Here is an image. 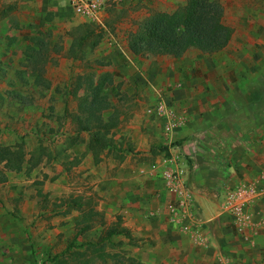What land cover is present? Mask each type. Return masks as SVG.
<instances>
[{
    "label": "crops",
    "instance_id": "0c3cea01",
    "mask_svg": "<svg viewBox=\"0 0 264 264\" xmlns=\"http://www.w3.org/2000/svg\"><path fill=\"white\" fill-rule=\"evenodd\" d=\"M111 1L139 7L151 0ZM111 1L99 23L103 24ZM159 1L175 6L184 5L185 0ZM254 1L255 9L246 0H233L232 6L237 21L259 24L255 34L259 39L264 34V0ZM47 2L58 15H64L65 5L72 12L69 0ZM230 44L210 55L197 50L195 59L188 58L191 50L179 59L167 56L177 61L171 65H158L153 59L166 56L134 55L128 42L111 41L104 46V57L126 75L121 81L132 82L143 96L147 93L149 104L155 96L144 90L142 81H148L152 91H168L169 102L183 119L168 135L160 120L138 109L147 100L126 97L129 110L120 118L112 114L118 120L112 132L115 154L101 162L89 151L80 158L79 174L72 182L80 195L98 202L96 208L81 207L79 214L98 213L95 217L100 216L108 228L120 218L130 237L119 236L137 243L132 255L140 264H264V231L250 242L241 240L221 207L226 192L240 183L264 181V62L253 57L254 49L261 54L263 47ZM173 140L177 145L171 144ZM175 152L193 199L192 214L179 223L170 221L167 203L175 195L167 191L165 166L158 165Z\"/></svg>",
    "mask_w": 264,
    "mask_h": 264
},
{
    "label": "rangeland",
    "instance_id": "374dc122",
    "mask_svg": "<svg viewBox=\"0 0 264 264\" xmlns=\"http://www.w3.org/2000/svg\"><path fill=\"white\" fill-rule=\"evenodd\" d=\"M219 1L225 9V23L233 28L231 47H263L261 54L255 48L253 57L264 62V34L259 39L255 36L259 24L237 21L233 0ZM246 1L255 9L254 0ZM166 4L151 0L132 7L111 1L103 24H84L66 5L64 15H58L47 0H0V146L15 149L21 145L25 153L20 171H11L0 162V264H83L91 257L92 245L101 240L108 223L102 225L100 217H95L92 222L84 220L81 227L91 226L84 231L75 225L82 215L72 206L73 199L79 200L82 210L96 208L98 203L80 195L78 186L72 184L79 174V162L89 152V135H77L73 121L79 113L78 98L84 94L83 89L76 94V81L89 75L102 85L110 102L107 114L120 118L129 110L126 97L144 98L146 106L138 109L147 111L154 104L148 103L149 95L143 96L132 82L121 81L126 75L116 62L104 57V46L111 41L127 44L129 33L146 13L172 12L183 6ZM81 26L85 29L80 30ZM92 30L102 35L98 46H79L76 39L85 32L91 35ZM40 39L49 41L50 51L44 75L36 81L29 56L40 48ZM197 57L198 51L191 49L188 58ZM153 59L158 65L177 62L167 56ZM142 84L154 94V102L157 92H163L152 91L148 81ZM115 148L113 138L112 147L98 154V160L111 159ZM136 247L132 238L114 236L101 243L107 255L93 264H140L132 255Z\"/></svg>",
    "mask_w": 264,
    "mask_h": 264
},
{
    "label": "trees",
    "instance_id": "16d2710c",
    "mask_svg": "<svg viewBox=\"0 0 264 264\" xmlns=\"http://www.w3.org/2000/svg\"><path fill=\"white\" fill-rule=\"evenodd\" d=\"M225 9L219 0H186L183 6L172 12L155 11L145 17L138 27L129 33L127 38L129 50L139 57L170 56L175 59L183 57L189 50L195 49L203 54H214L227 48L233 36V28L224 21ZM84 30V26L79 28ZM78 29V30H79ZM90 29L89 27L86 30ZM79 30V31H80ZM76 41L79 46L87 45L90 48L98 46L102 35L92 30ZM82 32V31H81ZM80 33V32H79ZM39 49L29 56L36 81L43 77L45 65L48 61L50 43L39 40ZM41 64V66H38ZM76 94L79 89L84 90L80 101L79 113L74 116L76 134L83 132L89 135L87 148L98 160V154L110 149L113 145V130L118 126L117 117L112 114L106 117L110 109V102L103 93L102 85L96 83L92 76L79 77L76 81ZM25 153L21 145L15 149L0 146V162L11 171H20L25 162ZM72 206L81 209L79 200L73 199ZM98 213L87 212L77 221L79 231L91 227H81L84 220L92 222ZM100 217V216H99ZM100 224H104L100 220ZM102 238L92 245V255L83 264H93L96 258L107 255L101 250V243L109 241L114 236L130 237L127 229L122 228L121 220L102 231ZM133 262V260H131Z\"/></svg>",
    "mask_w": 264,
    "mask_h": 264
},
{
    "label": "built area",
    "instance_id": "2783aa9c",
    "mask_svg": "<svg viewBox=\"0 0 264 264\" xmlns=\"http://www.w3.org/2000/svg\"><path fill=\"white\" fill-rule=\"evenodd\" d=\"M111 0H69V6L77 17L89 22H101V12ZM150 117L163 123L168 135L183 122L169 102L167 92H157L153 105L147 109ZM158 164L165 166V184L167 191L175 195L167 203L171 222H181L190 217L193 211V199L186 182V172L180 166L177 152L170 154ZM155 169L156 166H153ZM222 211L227 214L235 234L243 241L250 242L264 231V181L242 182L226 192L222 202Z\"/></svg>",
    "mask_w": 264,
    "mask_h": 264
}]
</instances>
